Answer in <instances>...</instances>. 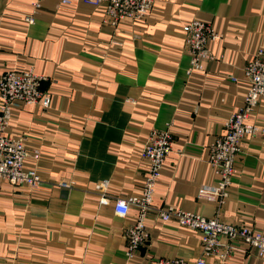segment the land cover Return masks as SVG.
Returning a JSON list of instances; mask_svg holds the SVG:
<instances>
[{"label":"crops","instance_id":"1","mask_svg":"<svg viewBox=\"0 0 264 264\" xmlns=\"http://www.w3.org/2000/svg\"><path fill=\"white\" fill-rule=\"evenodd\" d=\"M193 20L221 35L200 71L190 70L181 30ZM258 53L264 58V0H154L146 17L116 26L79 0H0V76L32 69L50 95L47 108L17 103L2 133L40 151L41 182L30 190L0 180V264H195L199 237L161 221L168 207L264 232V100L247 119L260 131L241 140L224 204L198 197L216 184L209 148L244 105V69ZM165 130L172 151L144 221L147 238L128 260L126 231L137 210L120 217L114 204L141 196L147 173L137 151ZM206 264L264 257L249 250Z\"/></svg>","mask_w":264,"mask_h":264},{"label":"built area","instance_id":"2","mask_svg":"<svg viewBox=\"0 0 264 264\" xmlns=\"http://www.w3.org/2000/svg\"><path fill=\"white\" fill-rule=\"evenodd\" d=\"M71 0H62L69 4ZM100 10L103 21L112 26L118 25L124 19L141 20L148 15L154 0H79ZM28 25L33 23L31 16L25 19ZM184 45L190 54V70L200 71L203 63L213 56L212 45L218 42L221 35L208 23L193 20L182 25ZM258 57L250 61L244 75L247 89L244 105L232 113L225 122V132L219 136L209 148L208 165L213 169L216 184L203 185L198 191L201 200L224 204L228 197V189L235 174L234 160L240 152L241 140L259 133L255 124L248 122V117L254 107L264 100V58ZM44 78L35 74L32 69L8 71L0 76V180L7 182L13 188L25 186L30 190L40 185V175L34 164L40 158V151L33 149L28 152L23 136L13 137L3 135L17 103L35 105L47 108L50 95L41 90ZM170 133L153 131L144 145L138 149L137 157L146 164L147 176L141 188L140 197L118 200L114 204V212L120 217H126L129 208L134 206L137 214L126 231V257L131 260L137 249L147 238L144 221L152 205L154 187L161 175L164 160L171 153ZM26 162L33 163L27 166ZM61 187L67 185L61 184ZM107 183L96 185V190L106 195ZM103 201V198L101 199ZM163 222L174 221L178 226L196 233L202 247V257L195 264H206V259L225 262L234 253L246 254L255 250L259 257H264V232L252 224H230L221 221L217 216L206 218L202 215L184 212L168 207L159 212ZM157 264H188L183 259H162Z\"/></svg>","mask_w":264,"mask_h":264}]
</instances>
